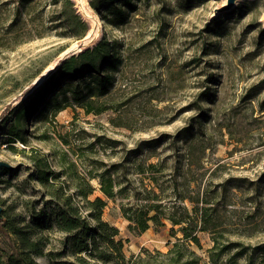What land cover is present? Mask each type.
<instances>
[{"label": "rangeland", "instance_id": "rangeland-1", "mask_svg": "<svg viewBox=\"0 0 264 264\" xmlns=\"http://www.w3.org/2000/svg\"><path fill=\"white\" fill-rule=\"evenodd\" d=\"M70 1L67 12L80 20L76 32L86 25L81 38L62 17L66 0H0V161L12 167L0 169L4 217L25 226L31 208L48 202L35 177L38 166L57 174L50 181L74 198L85 217L77 192L91 186L87 199L106 201L101 218L118 228L129 264H171L166 254L181 234H173L167 221L140 234L129 231L120 207L133 204V189L139 190L136 164L190 157L198 162L200 194H218L223 237L216 244L210 233L200 232V246L189 249L200 264H213L215 244L239 242L247 253L237 263L249 257L261 264L263 251L256 246L264 244V0ZM100 40L110 43L113 54L105 68L111 76L107 96L91 97L96 110L103 108L95 114L82 108L92 87L88 77L61 79L50 90L46 84L61 61ZM53 102L60 111L53 113ZM22 109L29 114L18 119ZM12 125L22 140L10 144ZM106 170L118 183L115 190L126 189L113 199L101 193L97 179ZM177 181L182 183L181 175ZM165 194L170 198L163 205L170 209L189 204L174 201L170 190ZM44 236V252L73 261L63 254V234ZM15 246L11 233L0 234L2 254ZM236 250L218 264H233ZM180 251L182 260L192 257ZM34 259L52 264L44 256Z\"/></svg>", "mask_w": 264, "mask_h": 264}, {"label": "trees", "instance_id": "trees-1", "mask_svg": "<svg viewBox=\"0 0 264 264\" xmlns=\"http://www.w3.org/2000/svg\"><path fill=\"white\" fill-rule=\"evenodd\" d=\"M125 3H128L125 2ZM73 4L66 0L63 4L62 17L68 28L75 33L78 31L80 22L78 15L73 10L67 12L68 6ZM71 9V8H70ZM83 31L76 32L74 37L81 38L86 32V25L82 22ZM112 47L109 42L100 40L94 45L81 50L76 55H71L61 61L56 72L51 76L50 82L46 84L49 90L59 84L61 79L78 81L88 77L89 99L82 104V108L87 113L98 114L103 108H94L93 96L106 97L110 88V74L105 70L112 62ZM74 98L78 99V92L74 91ZM53 113L60 111V107L53 102ZM29 110L22 109L18 112V119L27 116ZM7 142L12 144L17 140H22L20 130L17 126H10L8 130ZM190 147V146H189ZM191 152V149L188 148ZM185 161L179 163L176 160L173 164L167 161H157L154 163H138L133 168V173L139 176V190L133 189L131 197L134 198L133 204L121 205V214L128 222V230L137 234L143 233L150 227H164V221L171 225L173 234L180 233L181 238H176L166 256L171 255V264H200V258L194 251L189 249L191 244L200 246L198 234L207 232L211 234L213 242L219 244L218 237H223L216 200L218 194L212 197L211 191L207 190L203 196L200 194V178L195 175L197 161L190 157L184 158ZM6 169V168H0ZM172 171L171 174H167ZM182 176V183L177 181L178 176ZM36 179L46 189L49 197L47 203L39 210L34 207L30 210V224L19 226L14 219L4 217V211L0 213V234L11 233L15 238L16 246L8 252L0 251V264H38L34 257L44 256L52 264H129V259L123 253V242L119 238L117 227L102 220V213L106 206V201L101 197L88 200L87 197L92 193L91 186L87 191H79L77 196L84 200L87 208V216L81 213V206L74 202L70 194H66L61 186H55L51 180H56L57 174L52 171L45 172L37 166ZM101 193L107 199H113L122 194L126 189L120 188L116 180L108 170L98 176ZM147 181V184L144 182ZM184 189L178 192V188ZM168 190L181 203L188 202L187 206L167 207L163 205V200L170 196L165 194ZM209 192V193H208ZM217 195V196H216ZM216 196V197H215ZM170 201V200H169ZM214 201V202H213ZM88 218V219H87ZM92 221L91 223L89 222ZM175 227L176 230H175ZM45 232H57L63 234L64 247L63 254L71 257L73 261L56 259L57 254L47 250L44 252L47 238ZM212 252L211 262L218 264L220 256L227 254L231 249L236 250L232 257L233 264H238L237 257L247 253V246L239 242L227 243L216 246ZM187 251L192 257L187 261L182 260L184 256L181 251ZM217 252H215V250ZM256 249L263 251L260 263L264 264V244L256 246ZM159 253V252H158ZM175 253V254H174ZM248 257V256H247ZM141 259V256H139ZM183 261V262H182ZM244 264H252L251 258H247Z\"/></svg>", "mask_w": 264, "mask_h": 264}, {"label": "water", "instance_id": "water-1", "mask_svg": "<svg viewBox=\"0 0 264 264\" xmlns=\"http://www.w3.org/2000/svg\"><path fill=\"white\" fill-rule=\"evenodd\" d=\"M0 168H6V169H12L11 166H9L7 163L3 162V161H0ZM2 211V208L0 207V213Z\"/></svg>", "mask_w": 264, "mask_h": 264}]
</instances>
